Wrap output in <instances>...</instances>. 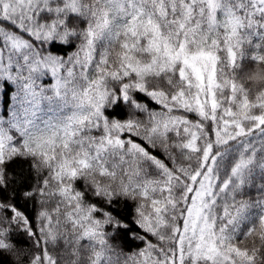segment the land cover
I'll use <instances>...</instances> for the list:
<instances>
[{
	"label": "snow or ice",
	"instance_id": "snow-or-ice-1",
	"mask_svg": "<svg viewBox=\"0 0 264 264\" xmlns=\"http://www.w3.org/2000/svg\"><path fill=\"white\" fill-rule=\"evenodd\" d=\"M0 264H264V0H0Z\"/></svg>",
	"mask_w": 264,
	"mask_h": 264
}]
</instances>
